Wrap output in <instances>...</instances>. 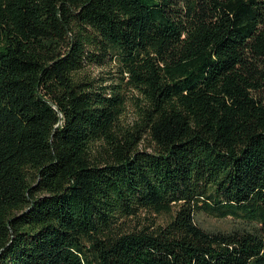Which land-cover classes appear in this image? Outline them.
Returning <instances> with one entry per match:
<instances>
[{"label":"trees","instance_id":"trees-1","mask_svg":"<svg viewBox=\"0 0 264 264\" xmlns=\"http://www.w3.org/2000/svg\"><path fill=\"white\" fill-rule=\"evenodd\" d=\"M0 264H264V0H0Z\"/></svg>","mask_w":264,"mask_h":264},{"label":"rangeland","instance_id":"rangeland-1","mask_svg":"<svg viewBox=\"0 0 264 264\" xmlns=\"http://www.w3.org/2000/svg\"><path fill=\"white\" fill-rule=\"evenodd\" d=\"M116 71H118L117 60H107L104 65H101L99 67L98 66L91 67V73L92 75L95 76L98 83H102L104 80H107L104 84H108L114 79L113 76ZM133 95L136 96L135 93ZM133 117H134L133 107L129 105L124 112L122 121H124L125 123L130 122ZM156 218L158 220L162 219V217H158V215H156ZM198 219L200 223L206 228L222 227L227 223V221H219L209 216L200 215V214L198 215Z\"/></svg>","mask_w":264,"mask_h":264}]
</instances>
